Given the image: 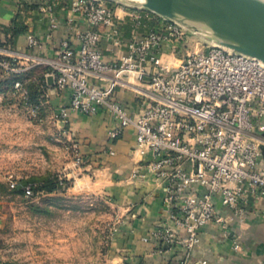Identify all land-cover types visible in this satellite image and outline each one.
<instances>
[{"label": "built area", "instance_id": "1", "mask_svg": "<svg viewBox=\"0 0 264 264\" xmlns=\"http://www.w3.org/2000/svg\"><path fill=\"white\" fill-rule=\"evenodd\" d=\"M36 1L47 19V38L60 23L69 29L56 57L34 61L49 66L46 84L67 97L56 110L58 123L70 113L106 114L113 123L107 131L110 155L112 141L133 128L134 152L146 157L129 179L153 183L163 192L164 213L151 234L165 249H179L177 264H206L193 262L192 255L209 224L219 226L232 251L240 252L241 236L230 230L232 219L243 222L247 211L264 203V63L210 43L171 64L163 60L167 41L188 38L198 44L197 35L173 20L164 17L157 27L122 43L112 28L116 8L107 0ZM59 5L65 10L62 20L55 14ZM78 22L85 27L78 28ZM101 28L118 47L110 58L102 52ZM26 43L41 47L35 34L27 35ZM26 68L16 53L0 48V87L5 76L18 77ZM91 78L102 84L94 85ZM11 88L32 116L47 103H30L19 78ZM121 88L141 91L139 112H129L118 100ZM73 150L75 162L84 163L76 143ZM24 189L31 194L29 185Z\"/></svg>", "mask_w": 264, "mask_h": 264}, {"label": "rangeland", "instance_id": "2", "mask_svg": "<svg viewBox=\"0 0 264 264\" xmlns=\"http://www.w3.org/2000/svg\"><path fill=\"white\" fill-rule=\"evenodd\" d=\"M107 1L117 9L112 28L124 42L164 19L137 0ZM196 40L167 41L163 60L178 63L194 48L211 43L198 35ZM24 65L20 77L28 101L40 104L47 98L46 88L41 89L45 66ZM11 78L5 76L0 87V264H134L122 238L129 210L109 190L76 182L84 176L83 163L73 155L77 141L62 133L50 103L32 116L20 93H13ZM47 176L57 180L56 191L39 188ZM28 184L31 194L26 195L23 186Z\"/></svg>", "mask_w": 264, "mask_h": 264}, {"label": "crops", "instance_id": "3", "mask_svg": "<svg viewBox=\"0 0 264 264\" xmlns=\"http://www.w3.org/2000/svg\"><path fill=\"white\" fill-rule=\"evenodd\" d=\"M36 0H0V48L7 53H16L21 61L51 59L56 57V50L61 38L69 36V29L63 23L53 32L51 38L46 37L47 19L38 12ZM61 20L65 10L61 5L55 10ZM118 14L115 10V16ZM117 21L114 17V22ZM13 22L23 27L22 31L12 34ZM78 28H84L78 22ZM101 32L100 44L105 58H110L118 48L113 41ZM35 34L41 41V47H29L26 37ZM123 43L124 40L120 39ZM174 64L176 60L169 59ZM40 64V63H36ZM47 72L50 68L42 63ZM91 83L101 85L99 80L91 78ZM49 84L51 82L49 81ZM144 88V85L141 87ZM137 90V89H136ZM141 91L121 88L117 98L129 112H139L143 101ZM46 104L50 103L58 109L67 101L64 93L57 91L54 86L47 85ZM62 133L68 138H74L78 143L84 158L82 169L84 176L77 178L78 184L89 186L90 182L97 190H109L115 202L129 210V220L123 225L122 238L126 241L127 255L131 256L134 264H177L181 257L178 248L165 249L164 245L154 239L152 231L158 227L163 215V192L147 181L130 180L132 168L141 163L146 155L134 152V130L126 127L112 141L114 154L108 153L107 131L113 126L112 120L99 112L88 116L81 113H70L66 122L58 123ZM92 174V175H91ZM95 175V180L92 177ZM219 210L225 211L220 205ZM230 230L241 236L242 250L233 252L228 237H225L219 226L209 224L202 229L200 245L194 250L192 261L205 260L206 264H264V203L252 207L243 222L233 218ZM122 234V235H123ZM148 240L144 241L143 238ZM160 247L162 249L160 250ZM121 258V257H120Z\"/></svg>", "mask_w": 264, "mask_h": 264}, {"label": "water", "instance_id": "4", "mask_svg": "<svg viewBox=\"0 0 264 264\" xmlns=\"http://www.w3.org/2000/svg\"><path fill=\"white\" fill-rule=\"evenodd\" d=\"M141 6L211 43L264 63V0H144ZM51 82V80L49 79ZM264 135V132H262ZM264 156V148H263Z\"/></svg>", "mask_w": 264, "mask_h": 264}, {"label": "trees", "instance_id": "5", "mask_svg": "<svg viewBox=\"0 0 264 264\" xmlns=\"http://www.w3.org/2000/svg\"><path fill=\"white\" fill-rule=\"evenodd\" d=\"M23 2L25 3V1H23ZM26 2H27V1H26ZM36 2H37V1H36ZM37 6H38V4H36V7H37ZM22 29H23L22 26H20L18 23L13 22V26H12V28H11V31H12V34H13V35L16 34V33L21 32ZM43 72H44V73L47 72V68H46V67H44ZM22 74H24V72H23ZM43 76H44V75H43ZM16 78H19V79L21 80V77H20V76H18V77H14V76H12V78L10 79L11 86H12L13 81H14ZM41 82H42V83H41V89H42V88H43V89H44V88H47V84H46V82H45V77H42ZM40 91L42 92V90H40ZM43 95H44V94H41V98H40L39 100H44V99H45V97H44ZM28 185H31V184H28ZM25 186H26V185L23 186V191H24V187H25ZM58 186H59V185H58V182H57L56 179H54V178H52V177H50V176H47V177H45V178L42 179L39 188L42 189V190H45L46 192L51 193V192L56 191V190L58 189Z\"/></svg>", "mask_w": 264, "mask_h": 264}, {"label": "bare ground", "instance_id": "6", "mask_svg": "<svg viewBox=\"0 0 264 264\" xmlns=\"http://www.w3.org/2000/svg\"><path fill=\"white\" fill-rule=\"evenodd\" d=\"M144 1V0H143Z\"/></svg>", "mask_w": 264, "mask_h": 264}]
</instances>
